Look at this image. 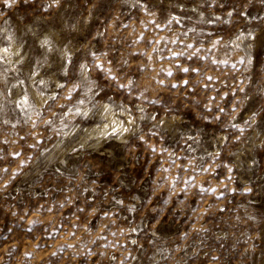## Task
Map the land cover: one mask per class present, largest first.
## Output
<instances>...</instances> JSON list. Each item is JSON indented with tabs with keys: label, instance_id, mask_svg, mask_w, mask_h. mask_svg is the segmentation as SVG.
<instances>
[{
	"label": "rangeland",
	"instance_id": "1",
	"mask_svg": "<svg viewBox=\"0 0 264 264\" xmlns=\"http://www.w3.org/2000/svg\"><path fill=\"white\" fill-rule=\"evenodd\" d=\"M0 264H264V0H0Z\"/></svg>",
	"mask_w": 264,
	"mask_h": 264
},
{
	"label": "bare ground",
	"instance_id": "2",
	"mask_svg": "<svg viewBox=\"0 0 264 264\" xmlns=\"http://www.w3.org/2000/svg\"><path fill=\"white\" fill-rule=\"evenodd\" d=\"M38 98V97H37ZM39 100V99H38ZM107 115V114H106ZM107 118H106V120L105 121H103L100 125H92L91 127H92V130L90 131V133H95V132H104V131H106L107 130V128L109 127V125L112 123L111 122V119H112V116L109 114V115H107L106 116ZM95 124H97V123H95ZM90 127V128H91Z\"/></svg>",
	"mask_w": 264,
	"mask_h": 264
},
{
	"label": "snow or ice",
	"instance_id": "3",
	"mask_svg": "<svg viewBox=\"0 0 264 264\" xmlns=\"http://www.w3.org/2000/svg\"><path fill=\"white\" fill-rule=\"evenodd\" d=\"M6 2H7V0H6ZM42 43H43V44H47V43H48V41H47V40H45V41H43ZM185 71H187V70H185Z\"/></svg>",
	"mask_w": 264,
	"mask_h": 264
}]
</instances>
